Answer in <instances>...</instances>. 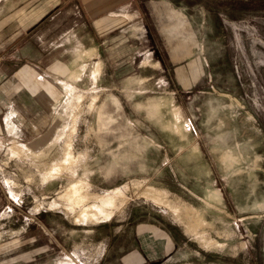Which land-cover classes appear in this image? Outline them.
<instances>
[{"label":"rangeland","instance_id":"374dc122","mask_svg":"<svg viewBox=\"0 0 264 264\" xmlns=\"http://www.w3.org/2000/svg\"><path fill=\"white\" fill-rule=\"evenodd\" d=\"M152 1L94 85L82 1L0 0V264H264V0Z\"/></svg>","mask_w":264,"mask_h":264},{"label":"crops","instance_id":"0c3cea01","mask_svg":"<svg viewBox=\"0 0 264 264\" xmlns=\"http://www.w3.org/2000/svg\"><path fill=\"white\" fill-rule=\"evenodd\" d=\"M73 1H82V6L80 4V7L83 10V15L85 19L87 20L86 24L84 26L85 28V34L87 36L85 45H81V48H84V55L88 57V60H93L94 66L89 70L88 73V79L91 82V84L97 83L99 79V75L102 72V69L104 67V64H110L114 63V60H111L112 58L116 57L113 55H109L110 50L116 46L115 44L119 42L122 39H125V33L128 31L135 30L134 32L136 34L130 35V41H138V43L141 44L142 50L140 54H137L138 57L140 56L138 65H149L152 64V61H154V58L152 57V53L148 49V46L144 45L146 41H148V35L147 32L150 34V30L146 29L148 28V25L152 24L154 26H157L155 21V5L152 4V0H73ZM41 2V1H40ZM40 2L37 6L38 10L42 11L41 15L38 13V17L42 16L44 14L43 8L40 7ZM15 8V7H14ZM14 8H12L9 13L12 14L15 12ZM142 8L146 11V18L141 15L140 11ZM35 8H31L30 4L28 3L26 6H23L20 12H17L16 14L20 13L22 16L30 17V14L32 13ZM17 11V10H16ZM137 13V15H136ZM140 14V16H139ZM137 25V26H136ZM6 29H8L6 27ZM23 31H27L29 29V25H24L21 28ZM73 28L70 27L66 30V32H70ZM78 30V29H77ZM29 41L26 43L21 44L22 49V56L20 58H15L16 52H13V47L9 48L12 51L7 50V55L5 60L0 62V77H2L3 80H7L6 87L3 89L8 92L9 86H11V90L14 89V79L18 78L17 73H20L23 76L28 77L26 81H24L25 86L30 87L33 83L29 81L30 78H32V75L30 73V70H35L36 68H39V62L43 59V57L46 56L45 52H41V48L39 49V44H29ZM7 43L5 42L6 46L8 47ZM95 44L101 45L102 49V55L97 52L98 46ZM30 45L32 46H38V51L35 50L34 56L30 58L29 56V49ZM24 49V50H23ZM120 53V52H119ZM108 55V56H107ZM112 57V58H111ZM24 58H25V64H24ZM29 59L31 62L29 63ZM95 59V60H94ZM134 59V56H133ZM35 62H33V61ZM28 62V63H26ZM115 63H121V62H115ZM114 63V64H115ZM158 63V62H156ZM154 63V64H156ZM21 67L17 70L13 68L14 66H20ZM193 65V64H192ZM14 69V70H13ZM149 70L146 69V71ZM3 71H6L4 74ZM168 72V71H167ZM166 72V75H167ZM31 74V76H30ZM153 78L151 74H145V76L141 77V80L148 81L149 79ZM162 78L160 77L158 79H155L154 85L160 86L164 85L162 84ZM174 78V69L171 70L170 78L171 82ZM1 80V78H0ZM164 80V79H163ZM1 89V88H0ZM31 88H23L22 90H25L26 92L21 93L23 95H31V91L29 90ZM7 125V120H6ZM11 127V126H9Z\"/></svg>","mask_w":264,"mask_h":264}]
</instances>
